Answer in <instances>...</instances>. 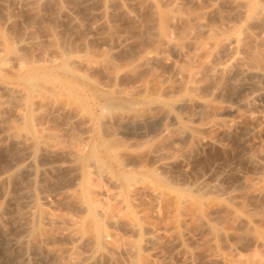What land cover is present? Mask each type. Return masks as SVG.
Returning a JSON list of instances; mask_svg holds the SVG:
<instances>
[{
    "label": "rangeland",
    "instance_id": "rangeland-1",
    "mask_svg": "<svg viewBox=\"0 0 264 264\" xmlns=\"http://www.w3.org/2000/svg\"><path fill=\"white\" fill-rule=\"evenodd\" d=\"M16 1L0 0V46L25 65L0 72V264H264V160L250 159L264 125L238 108L248 94L222 45L264 71V0H247L260 15L231 0ZM26 28L36 40L21 44ZM33 72L57 94L25 91ZM4 86L24 90L20 104ZM68 151L82 154L78 180Z\"/></svg>",
    "mask_w": 264,
    "mask_h": 264
},
{
    "label": "bare ground",
    "instance_id": "bare-ground-1",
    "mask_svg": "<svg viewBox=\"0 0 264 264\" xmlns=\"http://www.w3.org/2000/svg\"><path fill=\"white\" fill-rule=\"evenodd\" d=\"M2 1V0H1ZM3 1H5V0H3ZM13 1H15V0H13ZM18 2H20V3H23V5L25 4V5H31L32 3H34V2H36L37 0H17ZM16 1V2H17ZM232 1V3H233V5L235 4V5H237L238 7L237 8H239V12L240 13H246L247 12V7H249V13H251V14H255V15H260L263 11V9L261 8V7H259L258 5H256L255 3H253V4H249V2L247 1V0H231ZM9 2V1H8ZM11 2H12V0H11ZM231 3V4H232ZM11 4V3H10ZM25 5H24V7H25ZM246 8V9H245ZM198 22V21H197ZM196 22V24H197V26H198V29L201 27V28H204V26H206L204 23H201V21L200 22H198L197 23ZM196 26V27H197ZM206 29V27L204 28V30ZM28 30H30L29 28H28ZM27 30V28L25 29V32H24V34L23 35H19L20 37H18V39H17V41L19 42V43H27L28 41V43H31V42H35V40L36 39H34L32 36V32H30V31H28ZM202 30V29H201ZM163 33H166V32H163ZM33 40H32V39ZM31 39V40H30ZM164 40L165 41H167V42H170L171 40H170V38L167 36V35H164ZM31 41V42H30ZM233 40H229V41H225L222 45L225 47V48H228V52H230V58H234L233 60H235V61H237V64L235 65V68H234V72H233V75H231L232 76V78L234 79V84L237 86V87H239V88H241V89H243V90H246V92H247V96L244 98V99H240V100H238L237 102H238V108L240 107V106H243V107H246V109H247V113H248V118L249 117H251L252 119L254 118V120L255 121H258V123H260V124H263L264 125V110L262 109H260L259 110V108H257L258 110H254V108H255V104H256V102H257V99L258 98H261L263 95H264V82L262 83L261 82V80H262V78H264V71H262V69H260L259 70V67H258V69H256L257 67L255 66L254 67V65H245V63H244V65H242L243 64V62L242 61H240V59L237 57V53H238V48H236L235 46L233 47V45H231V42H232ZM25 43V44H26ZM27 43V44H28ZM24 44V45H25ZM235 44V43H234ZM2 46V45H1ZM1 46H0V51H4V53H3V55H2V57H1V59H0V72L4 69V68H6L7 70L9 69V70H12V71H14V73L15 72H17V73H19V74H21L22 72H23V70H24V67H25V65L23 64V62H22V59H20L19 57L20 56H18V54L16 53V51L13 49V48H11L10 46H8V47H5L4 49L3 48H1ZM3 47V46H2ZM233 62V61H230L231 63L233 62L234 64L236 63V62ZM239 63H242V64H239ZM211 65V64H210ZM214 65V64H213ZM234 66V65H233ZM212 67V70L210 69ZM209 69H210V72L212 73V72H214L215 74L214 75H218L219 76V74H221V76H222V73H224V71L226 70V66L225 65H215V66H210L209 67ZM208 69V70H209ZM231 70V69H230ZM227 71H229L228 70V68H227ZM195 74H198L197 72L195 73ZM195 74L194 73H189V76H192V77H195ZM220 77V76H219ZM231 78V79H232ZM22 80H23V83H24V88L23 89H25V91H28L32 96H34V97H40V96H45V97H50L51 95H55V94H57L56 93V91H57V89H60L61 88V82L59 83H56L57 81L56 80H52V78H50V77H48V76H46V75H41V74H39V73H26V74H24L23 76H22ZM233 81V80H232ZM0 85H2V84H0ZM3 86V85H2ZM4 88H5V92H6V97H7V101H10V103L11 102H13V101H16V102H19V101H21V98H23L22 96H24L25 95V93L24 92H22V91H24L23 89L21 90L20 88H12L11 86L10 87H8V86H4ZM22 93H24V95L22 94ZM50 99V98H49ZM260 100V99H259ZM258 100V101H259ZM6 101L4 100H2L1 98H0V106L3 104V103H5ZM184 102H186L185 100H182V102H180V104H182V103H184ZM205 103V102H204ZM19 104H20V102H19ZM18 104V105H19ZM23 103L21 102V105H22ZM204 105V104H203ZM229 106V107H228ZM257 106V105H256ZM20 107V106H19ZM224 107H227V109H230V110H232V106L231 105H227V106H224ZM223 107V108H224ZM235 106H233V109H235V112H236V109L237 108H234ZM237 107V106H236ZM20 110V109H19ZM196 111V110H195ZM232 111H234V110H232ZM200 110H197L196 112H195V114L193 115L194 117L195 116H198L199 114H200ZM255 112V113H254ZM221 113V112H220ZM231 113H233V112H231ZM17 115L20 117L21 116V113L19 112H17ZM220 115V114H219ZM128 116V115H127ZM126 116V117H127ZM253 116V117H252ZM124 118V120L126 119V123H129L131 120H132V118H131V120L130 119H127V118ZM166 117H168V118H170L171 120L173 119V120H175L176 119V117H174L173 115L172 116H169V114H167V115H165V114H163L159 119H164V118H166ZM136 118V117H135ZM222 118V117H221ZM146 119H148L147 117H143L142 119H138L139 121H142V120H145V123H146ZM251 119V120H252ZM135 120V119H134ZM176 121V120H175ZM221 121H222V119H221ZM144 122V121H143ZM224 122V121H223ZM138 123V122H137ZM222 123V122H221ZM139 124V123H138ZM219 124H220V121H219ZM211 127V126H210ZM246 127V126H245ZM254 127L253 126H248V127H246L245 129H243L244 130V132H243V135H244V137L245 138H248V136L249 135H253L254 134V129H253ZM23 132V131H22ZM18 134V133H17ZM17 134H15V136L17 135ZM18 137V140H22V138L23 139H25V138H27L28 136H27V134H25L24 132L23 133H20L18 136H16V138ZM17 140V139H16ZM43 140V139H42ZM19 142V141H18ZM66 156H67V158H68V161H69V163H71V162H74L75 164H76V167H75V170L73 171V175H74V179H77V178H79V177H83V171H82V169H81V167H82V163L80 162L79 163V159H81L82 158V154H81V152H79V151H68L67 153H66ZM93 157V156H92ZM249 158H250V156H249ZM259 158V160L261 159V158H263L262 160H264V153L260 156V155H257V156H253V157H251L250 159H252V160H257ZM249 159V161H251ZM259 160H257V162L259 161ZM89 165L91 166V171H88L89 173H91V172H96L97 170H99V168L101 169V167H100V163L98 162V160H96V159H94V158H91V159H89ZM73 163V164H74ZM261 163V162H260ZM72 164V163H71ZM263 164V163H262ZM29 165V164H28ZM31 165V164H30ZM28 168V167H27ZM101 171V170H100ZM100 171H98L97 173H99ZM72 173V172H71ZM88 173V174H89ZM89 177V176H88ZM72 179V178H71ZM78 180V179H77ZM87 181V180H86ZM72 182V181H71ZM73 182L74 183H76L75 182V180H73ZM199 187V186H198ZM201 187V186H200ZM86 188H87V186H86ZM260 192V191H259ZM35 194H34V191H33V189H29V190H25L24 191V194L22 195V197H21V200H20V205H17V206H20L21 208H23V211H24V214L25 215H27V214H30L31 212H32V209H33V207H34V205H35V196H34ZM106 195H107V192H106ZM109 195V194H108ZM261 195H263L264 196V191L263 192H261ZM107 197V196H106ZM23 219H24V217H22ZM23 221V220H22ZM24 222V221H23ZM22 222V223H23ZM21 223V224H22ZM24 227H25V229L28 227L27 226V223L26 222H24ZM155 231H157L158 229H154ZM153 230V231H154ZM19 236V235H18ZM23 236V235H22ZM14 241L16 242V243H22V238L20 237H15L14 238ZM132 247V246H131ZM131 247H129V248H127V251H129V253H133V252H135L136 250H133V248L135 249V247L133 246L132 248ZM108 248H109V246H108ZM110 249H111V247H110ZM126 249V248H125ZM68 253V252H67ZM70 253V252H69ZM66 254V253H65ZM70 255L71 254H68V256L70 257ZM72 257V256H71ZM24 259V258H23ZM76 259H79V258H75V260ZM82 259V258H81ZM71 260H73V259H71ZM25 261V260H24ZM71 262V261H70ZM81 262H82V260H76V261H72L71 263H68V264H81ZM21 264H27V263H25V262H23V263H21ZM61 264V263H60ZM62 264H64V263H62ZM65 264H67V263H65Z\"/></svg>",
    "mask_w": 264,
    "mask_h": 264
}]
</instances>
